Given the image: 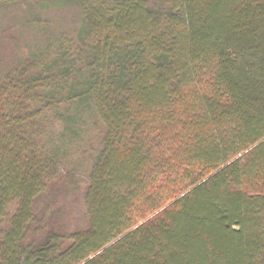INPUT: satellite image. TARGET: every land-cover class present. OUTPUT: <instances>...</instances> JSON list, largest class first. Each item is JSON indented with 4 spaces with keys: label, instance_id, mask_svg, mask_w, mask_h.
Wrapping results in <instances>:
<instances>
[{
    "label": "trees",
    "instance_id": "16d2710c",
    "mask_svg": "<svg viewBox=\"0 0 264 264\" xmlns=\"http://www.w3.org/2000/svg\"><path fill=\"white\" fill-rule=\"evenodd\" d=\"M63 1L78 47L0 78V264H264V0ZM87 116L67 234L49 208Z\"/></svg>",
    "mask_w": 264,
    "mask_h": 264
},
{
    "label": "rangeland",
    "instance_id": "374dc122",
    "mask_svg": "<svg viewBox=\"0 0 264 264\" xmlns=\"http://www.w3.org/2000/svg\"><path fill=\"white\" fill-rule=\"evenodd\" d=\"M79 23L80 8L63 0H22L0 5V78L28 59L41 63L71 44L78 47L75 35ZM85 122L79 140L67 151L63 163L78 183L77 187L57 193L49 208L59 228L67 234L87 227L81 196L85 189L87 158L98 148L100 127L93 117H85ZM157 213H148L138 223Z\"/></svg>",
    "mask_w": 264,
    "mask_h": 264
}]
</instances>
